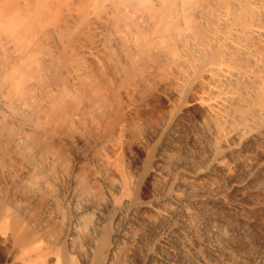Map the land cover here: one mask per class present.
<instances>
[{
	"label": "bare ground",
	"instance_id": "6f19581e",
	"mask_svg": "<svg viewBox=\"0 0 264 264\" xmlns=\"http://www.w3.org/2000/svg\"><path fill=\"white\" fill-rule=\"evenodd\" d=\"M3 175L0 264H264V0H0Z\"/></svg>",
	"mask_w": 264,
	"mask_h": 264
},
{
	"label": "rangeland",
	"instance_id": "374dc122",
	"mask_svg": "<svg viewBox=\"0 0 264 264\" xmlns=\"http://www.w3.org/2000/svg\"><path fill=\"white\" fill-rule=\"evenodd\" d=\"M28 106H30V105L28 104ZM135 131H136L137 134H139V133L142 131V129H141V128H137V130H135ZM6 134H7V132H6ZM6 134L4 133V135H5L6 137H4V135L2 136V144H1V145L4 146L6 143H9V146H7V148L5 147L6 145L4 146V148H3V150H4V151H3V152H4V155H6L5 153H7V151H8V153H9V151L11 152V151L14 150L13 148H16V147H12V146H14L13 143H10V142H12L11 139H12V137L14 136V133H12V135H10L11 133H8V135H6ZM43 135H44V134H43ZM7 136H12V137H7ZM3 137H4V138H3ZM40 137H42V136H40ZM45 137H47V139H48V138H49V135H48V136L45 135ZM50 137H51V138H50L49 140H52V136H51V135H50ZM6 138H7V139H6ZM8 138H9V139H8ZM43 138H44V137H43ZM4 139L7 140V141H5ZM40 139H42V138H40ZM40 139H39V142L41 141ZM47 139H45V140L47 141ZM42 140H43V139H42ZM45 140L41 141V148H42V149H40V143L38 142V145H39V146H38V145H37V142H36V146H35V143H34V146H35V147L38 146V147H37V148H34V146H32L31 151H28V153L30 152L29 154H28L26 151H24V150L21 151V153H20V154H21V157L23 156V157H22V161L26 162L25 160H27V161H32L33 163H34V161H35V163H36L37 165L43 163V160H44V159H43V158H44L43 156H46L45 154H47L48 152L54 151L53 146L56 145V144H51V143H50V142L53 143V141H50V142L47 141V142H46ZM9 141H10V142H9ZM48 143H49V144H48ZM10 144H11V145H10ZM45 144H46V145H45ZM47 144H48L49 146H47ZM50 144L52 145V147H51L52 149L50 148ZM42 145H43V146H42ZM44 145L46 146V151H45V152H44V150H43V149L45 148ZM10 147H11V148H10ZM66 147H67V148H66ZM47 148H48V149H47ZM69 148H70L69 146H65V145H63V146H60V148H59V147L56 148L55 151H54L55 154L57 155V158H59V159H58L59 161H58L57 164L60 165V166H62L64 169H66V170H68V171L70 170V167H71V164H72V160H71V159H72V155H70V154H72V150H71V148H70V149H69ZM9 149H12V150H9ZM20 149H21V148H18V149L16 148L15 151H17V153H19L20 151H18V150H20ZM34 149H35V150H34ZM38 149H39V150H38ZM50 149H51V150H50ZM57 149H58V150H57ZM66 149H67V150H66ZM5 150H7V151H5ZM41 150H42L45 154L42 152L43 155H40ZM47 150H48V151H47ZM60 150H62V151H60ZM68 150H69V151H68ZM38 151H40V152H38ZM66 151H67L68 153H67ZM23 152H24V153L26 152V153L24 154ZM56 152H57L58 154H57ZM8 153H7V154H8ZM35 153H36L37 155H36ZM23 154H24V155H23ZM38 154H39L40 156H38ZM33 155H34V156H33ZM35 155H36V156H35ZM59 155H60L61 157H62L63 155H65V156H63V158H61ZM25 156H26V157H25ZM30 156H33V157H30ZM37 156H38V157H37ZM41 156H42V158H41ZM27 157H28V158H27ZM25 158H27V159H25ZM33 158H36V160L33 159ZM39 158H40V160H39ZM66 158H67V159H66ZM23 159H25V160H23ZM31 159H32V160H31ZM42 159H43V160H42ZM37 160H39L40 163H39V161L36 162ZM60 160H62V163H60V162H61ZM63 160H66V161H63ZM69 161H71V164H69ZM63 162H64L65 164H64ZM26 163H27V162H26ZM35 163H34V164H35ZM4 164H6L5 166H6L7 168H8V167H9V169L11 168V167H10L11 165H10L9 163H7L6 161L3 162V165H4ZM7 164H8V166H7ZM63 164H64V166H65L66 168L63 166ZM9 165H10V166H9ZM58 165L56 166V169L54 168L55 170L52 169V171H51L52 174H53L55 171L57 172V170L59 169ZM6 167H5V171H6V169H7ZM14 167H15V166H14ZM68 167H69V168H68ZM6 173H7V172H6ZM54 174H55V173H54ZM50 176H53V175L50 174ZM142 176H143V175H142ZM3 177H4V175H3L2 177L0 176V184H1V185H4V182H3L4 180H3V179H5V177H4V178H3ZM84 177H85V179H86V176H84ZM84 177L81 178V180H82L83 182L85 181L84 183L86 184L87 181L84 179ZM83 182L81 183V185L83 184ZM2 183H3V184H2ZM14 184H16V185H24V184H21V183H17V182H15V181H14ZM35 185H37V184H35ZM51 185H52V184H51ZM137 186H139V185H137ZM138 189H139V187H137V191H138V192L136 191V193H139V190H138ZM230 221H231V220H230ZM230 224H231V225L234 224V219L230 222ZM235 225H236V224L233 225L234 228H233V226H232L233 229H236V228H237ZM235 227H236V228H235ZM237 238H242V239H244L242 236H239V235L237 236V235H236V237H234L233 240H234V241H238ZM247 238H249V237H246V239H247ZM252 238H253V237H252ZM252 238H249L248 240H250V239L252 240ZM235 239H237V240H235ZM251 240H250V241H251Z\"/></svg>",
	"mask_w": 264,
	"mask_h": 264
}]
</instances>
